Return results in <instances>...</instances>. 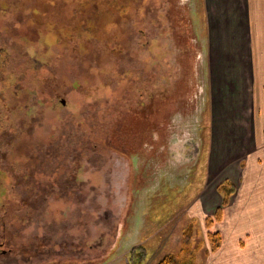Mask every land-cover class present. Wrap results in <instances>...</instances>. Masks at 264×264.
I'll return each mask as SVG.
<instances>
[{"label": "rangeland", "instance_id": "1", "mask_svg": "<svg viewBox=\"0 0 264 264\" xmlns=\"http://www.w3.org/2000/svg\"><path fill=\"white\" fill-rule=\"evenodd\" d=\"M237 4L0 0L28 67H0V264H155L187 230L194 264L226 263L216 155L243 158L258 55Z\"/></svg>", "mask_w": 264, "mask_h": 264}, {"label": "crops", "instance_id": "2", "mask_svg": "<svg viewBox=\"0 0 264 264\" xmlns=\"http://www.w3.org/2000/svg\"><path fill=\"white\" fill-rule=\"evenodd\" d=\"M237 1L238 11L232 13L237 22L238 17H246L243 27L258 54L251 57L249 75L252 125L242 143L247 146L237 151L243 158H228L222 150L216 155L219 166L214 171L230 176L235 189L216 223L220 245L215 255L228 258L224 264H264V0Z\"/></svg>", "mask_w": 264, "mask_h": 264}, {"label": "trees", "instance_id": "3", "mask_svg": "<svg viewBox=\"0 0 264 264\" xmlns=\"http://www.w3.org/2000/svg\"><path fill=\"white\" fill-rule=\"evenodd\" d=\"M231 193H232L231 189L224 191V202H223L224 205L228 203V200H226V198H227V196H230ZM228 199H229V197H228ZM216 213H217L215 216L216 220L219 221L221 218V207L217 208ZM188 229H190V228H188ZM184 234H185V240L183 243H184V248L186 249L187 252L183 250L182 254H166L161 259H159L157 262H155V264H194V256L189 253V251L191 252L190 247H189V242L191 240L190 230H187L186 232H184ZM208 236L211 237V239H212L211 250H216L220 245L219 233H217V232H215L213 234L208 233ZM133 251L134 252L132 253V255L134 256V258H136V262H141L142 257H140V253L138 252V250L135 249ZM132 257H131V259H132ZM130 260H129V264H134Z\"/></svg>", "mask_w": 264, "mask_h": 264}, {"label": "flooded vegetation", "instance_id": "4", "mask_svg": "<svg viewBox=\"0 0 264 264\" xmlns=\"http://www.w3.org/2000/svg\"><path fill=\"white\" fill-rule=\"evenodd\" d=\"M1 47L0 46V67L3 68L5 67V65H8L10 63V66H16L17 70L20 67V64L24 65L25 67H27V57H25V55L21 54L20 51H16L14 52L16 54V56H11V59L9 60L8 58L6 59V53L4 52V55L1 56ZM6 50V48L4 49V51ZM26 58V59H25ZM34 63H36V59L32 60ZM40 62V61H38ZM36 65H38V63H36ZM9 66V67H10ZM22 69V68H21ZM28 70V67H27ZM0 74L3 76L2 70H0ZM10 76V75H9ZM22 77V76H21ZM11 80V78L9 79ZM2 77H1V82H2ZM10 82V81H9ZM2 84H0L1 87ZM28 87V84H27ZM2 88V87H1ZM15 92L17 93L16 95H21L22 93V89H15ZM26 111V110H25ZM17 261V260H16Z\"/></svg>", "mask_w": 264, "mask_h": 264}]
</instances>
